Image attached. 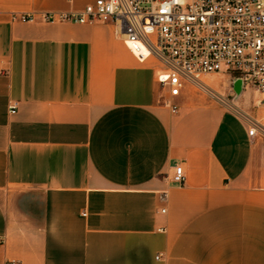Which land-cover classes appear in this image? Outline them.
I'll use <instances>...</instances> for the list:
<instances>
[{"label": "crops", "instance_id": "obj_1", "mask_svg": "<svg viewBox=\"0 0 264 264\" xmlns=\"http://www.w3.org/2000/svg\"><path fill=\"white\" fill-rule=\"evenodd\" d=\"M92 1L0 0V264H264L252 91L169 97L109 22L11 18Z\"/></svg>", "mask_w": 264, "mask_h": 264}, {"label": "built area", "instance_id": "obj_2", "mask_svg": "<svg viewBox=\"0 0 264 264\" xmlns=\"http://www.w3.org/2000/svg\"><path fill=\"white\" fill-rule=\"evenodd\" d=\"M11 18L45 23L109 22L137 60L153 57L160 63L155 78L169 97L191 84L221 100L202 77L223 73L230 82L239 78L240 92L252 91V108L257 113L251 115L235 106L233 111L246 124L249 138L264 140V0H93L80 10L20 13ZM163 102L171 112L176 111L168 98ZM8 110L14 112L15 104ZM170 179L183 183L180 165L173 166ZM159 199H166L165 191L159 192Z\"/></svg>", "mask_w": 264, "mask_h": 264}, {"label": "rangeland", "instance_id": "obj_3", "mask_svg": "<svg viewBox=\"0 0 264 264\" xmlns=\"http://www.w3.org/2000/svg\"><path fill=\"white\" fill-rule=\"evenodd\" d=\"M226 75L223 73H214L213 75V80H212V85L215 87H223L227 84V79Z\"/></svg>", "mask_w": 264, "mask_h": 264}, {"label": "water", "instance_id": "obj_4", "mask_svg": "<svg viewBox=\"0 0 264 264\" xmlns=\"http://www.w3.org/2000/svg\"><path fill=\"white\" fill-rule=\"evenodd\" d=\"M241 91V82L239 78H232L230 82V94L237 96Z\"/></svg>", "mask_w": 264, "mask_h": 264}]
</instances>
